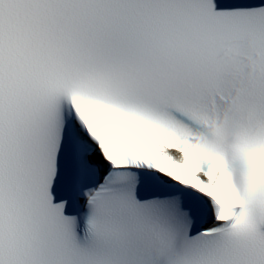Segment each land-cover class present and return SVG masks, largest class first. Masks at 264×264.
Returning <instances> with one entry per match:
<instances>
[{
	"label": "snow or ice",
	"instance_id": "6c2138e0",
	"mask_svg": "<svg viewBox=\"0 0 264 264\" xmlns=\"http://www.w3.org/2000/svg\"><path fill=\"white\" fill-rule=\"evenodd\" d=\"M0 264H264V0H0Z\"/></svg>",
	"mask_w": 264,
	"mask_h": 264
}]
</instances>
